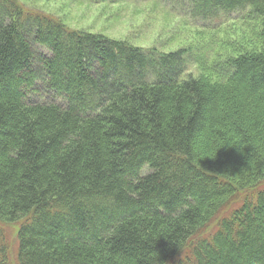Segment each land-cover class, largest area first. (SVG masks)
I'll use <instances>...</instances> for the list:
<instances>
[{
	"label": "trees",
	"instance_id": "trees-1",
	"mask_svg": "<svg viewBox=\"0 0 264 264\" xmlns=\"http://www.w3.org/2000/svg\"><path fill=\"white\" fill-rule=\"evenodd\" d=\"M191 1L240 35L160 52L0 0V264L11 225L17 264H264V0Z\"/></svg>",
	"mask_w": 264,
	"mask_h": 264
},
{
	"label": "rangeland",
	"instance_id": "rangeland-1",
	"mask_svg": "<svg viewBox=\"0 0 264 264\" xmlns=\"http://www.w3.org/2000/svg\"><path fill=\"white\" fill-rule=\"evenodd\" d=\"M18 1L27 10L60 18L74 29L101 33L160 52L185 49L191 53L213 54L214 42L220 43L226 37L236 40L244 28L240 10L205 19L195 13L191 0ZM39 51L45 52L40 48ZM191 60L187 73L196 75L199 69ZM5 229L12 245L10 264H17L16 226Z\"/></svg>",
	"mask_w": 264,
	"mask_h": 264
}]
</instances>
